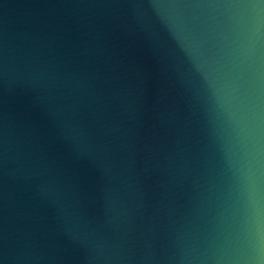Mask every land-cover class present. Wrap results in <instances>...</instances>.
<instances>
[{
  "label": "water",
  "instance_id": "95a60500",
  "mask_svg": "<svg viewBox=\"0 0 264 264\" xmlns=\"http://www.w3.org/2000/svg\"><path fill=\"white\" fill-rule=\"evenodd\" d=\"M0 264H264V0H0Z\"/></svg>",
  "mask_w": 264,
  "mask_h": 264
}]
</instances>
